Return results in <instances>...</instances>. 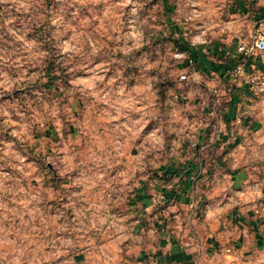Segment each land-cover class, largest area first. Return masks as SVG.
<instances>
[{
    "label": "rangeland",
    "instance_id": "obj_1",
    "mask_svg": "<svg viewBox=\"0 0 264 264\" xmlns=\"http://www.w3.org/2000/svg\"><path fill=\"white\" fill-rule=\"evenodd\" d=\"M230 1L0 0V264H77L114 234V217L138 218L146 178L186 155L189 113L174 112L187 67L175 55L204 42L238 48L256 34L230 20ZM130 115L142 144H97L98 124L123 128ZM256 216L258 228L228 235L211 264H264ZM94 257L84 264H107Z\"/></svg>",
    "mask_w": 264,
    "mask_h": 264
},
{
    "label": "crops",
    "instance_id": "obj_2",
    "mask_svg": "<svg viewBox=\"0 0 264 264\" xmlns=\"http://www.w3.org/2000/svg\"><path fill=\"white\" fill-rule=\"evenodd\" d=\"M209 2L202 1L206 8L201 12L212 17ZM227 12L231 21L241 18L252 26L251 32L264 25V0H231ZM195 13L189 11L188 18ZM174 28L183 41L182 28L178 24ZM183 49L179 59L187 68L180 72L184 79L179 78L177 84L185 91L177 94L174 114L185 120L183 108L189 113L187 140H182L184 161L161 171L156 180L146 178L138 191V218L132 223L126 217H114L110 222L114 234L87 252L77 253V264L90 256L107 264H211L217 256L213 249L226 245L228 235L236 234L234 241L246 238L251 229L258 228L256 215L264 216V212L257 213L264 203V100H254L248 84L253 69L264 72V53L245 58L235 46L219 42ZM185 54L192 64L184 60ZM245 60L240 77L233 80L227 75ZM139 101L142 107L137 111L143 119L150 113L149 104L143 98ZM161 111L157 107L156 114ZM93 116L100 121V113ZM127 119L131 122L126 121L123 128L98 124L99 130L93 133L97 144H142L138 139L143 136L136 134L140 130L127 125L132 123L131 115ZM175 132L174 128L169 136ZM257 238L256 246L264 241ZM220 256L234 260L242 255L227 251Z\"/></svg>",
    "mask_w": 264,
    "mask_h": 264
},
{
    "label": "built area",
    "instance_id": "obj_3",
    "mask_svg": "<svg viewBox=\"0 0 264 264\" xmlns=\"http://www.w3.org/2000/svg\"><path fill=\"white\" fill-rule=\"evenodd\" d=\"M237 53L239 55H243L245 58H248L255 54H263L264 53V29H259L256 31V34L253 37V41L249 44L240 43L237 48ZM179 58V53L175 55ZM186 56V54H185ZM186 60L189 64H192L193 61L188 59L186 56ZM246 66V60L239 62L233 69L227 72V75L231 77L233 80H236L240 77L244 71ZM181 80L184 77L180 78ZM250 95L254 100H264V72L260 69H253L252 73L248 78ZM159 199H164L163 196H160ZM259 212H264V203L260 206Z\"/></svg>",
    "mask_w": 264,
    "mask_h": 264
}]
</instances>
